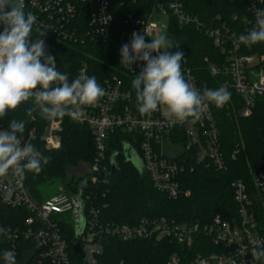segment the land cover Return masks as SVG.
Returning <instances> with one entry per match:
<instances>
[{
    "label": "built area",
    "instance_id": "obj_1",
    "mask_svg": "<svg viewBox=\"0 0 264 264\" xmlns=\"http://www.w3.org/2000/svg\"><path fill=\"white\" fill-rule=\"evenodd\" d=\"M137 1L24 0V3L25 12H31L37 18L34 25L36 29L53 31L63 41L73 43L83 38L90 41L113 38L121 47L131 40L133 32L141 35L144 32L146 41H149L162 32L166 36L168 34L165 31L166 24L160 27L151 21L152 17L155 14L165 19L171 17L180 26H193L211 38L216 47L223 50L227 47V63L221 69L210 68V72L213 76L221 72L228 78V81L218 87H225L241 100L239 118L251 115L257 99L264 101V56L240 55L242 44L234 42L230 31L224 26L205 29L197 18L185 12L182 0H152L153 7L148 14L138 18L133 13H125L124 28L114 29L116 24L112 11L127 4L134 5ZM249 2L254 27L261 0ZM80 6L90 9L85 37L76 34L78 30L74 25L77 8ZM243 22L248 25L250 23L246 18H243ZM167 38L173 48L170 38ZM45 51L48 55L49 48L46 44ZM171 52H175L174 48ZM254 60H257L256 64ZM183 63L184 60L182 65ZM143 66L142 61H136L129 69L120 65L117 73H112L99 83L106 91L103 98L94 105L84 106L83 115L78 120L64 116L74 124L87 126L94 139L95 156L92 163L80 166L84 172H76L80 173V176H75L76 179L83 177L75 185L79 193L87 184L95 185L102 175H106L111 158L116 161L117 153L109 159L105 157V140L114 131L121 132L125 137L120 156L124 147L129 148L131 159L138 161L137 167L148 176L152 189L169 200L179 197L182 176L192 173L196 167L211 168L215 172L226 170L210 103L195 123L190 120L174 122L167 118L164 109H158L150 116H143L138 112L132 80L123 77L135 78ZM181 68L185 78L199 92L202 93L207 88L188 69L183 66ZM81 71L86 73V67L83 66L79 73ZM29 102L32 103L31 100ZM45 121L39 141L36 130L32 128L27 134L20 135L21 143L30 142L35 148L37 144H41L46 151L59 149L62 118ZM7 128L0 119V130ZM236 153L232 155V159ZM250 175L254 192H250L241 180L231 185L235 214L215 215L194 223H177L163 217L140 219L132 225L102 223L98 209L90 203L87 206L89 198L82 199L79 196L77 200L81 213L77 217L79 222L76 227L71 196L61 193L37 203L26 190L24 178L10 174L0 180V189L4 185L20 186L15 189L10 200H6L0 190V204L9 210H24L28 217L20 220L15 227L0 224V243L9 245L15 254L26 243H30L37 251L38 258L48 264H69V249L73 247L82 251L85 264H98L103 255L100 242L103 237H112L122 242L169 240L182 249L196 248L200 252L193 257L187 254L171 255L166 264H260V259L254 258L252 252L254 248L257 251L264 250V171L255 169ZM82 181L83 184L80 185ZM84 209L86 214H83ZM71 215L73 221L66 222L65 219ZM62 223L72 226V236L64 232Z\"/></svg>",
    "mask_w": 264,
    "mask_h": 264
},
{
    "label": "trees",
    "instance_id": "obj_2",
    "mask_svg": "<svg viewBox=\"0 0 264 264\" xmlns=\"http://www.w3.org/2000/svg\"><path fill=\"white\" fill-rule=\"evenodd\" d=\"M182 3L185 12L197 18L205 29H219L224 26L231 34L236 33L238 36L253 28L249 0H182ZM152 7V0H138L134 5L127 4L118 10L115 9L112 11L116 24L114 29L124 28L125 13H133L142 18ZM259 8L264 10V0H261ZM77 9L74 22L75 29L78 30L76 34L85 37L88 32L86 30L90 9L83 6ZM243 18L250 21L249 25L243 22ZM165 31L175 52L184 53L183 68L188 69L199 83L205 84L209 89H216L218 85L228 81L221 72L215 76L210 72V68L221 69L227 63L226 46L225 50L216 47L211 38L193 26H180L171 17L166 19ZM41 32L46 36H40ZM41 38H44L49 48L48 55L55 57L58 70L66 72L70 81L78 75L83 66L86 67L88 76L96 77L98 84L120 70L121 47L113 38L106 41H90L83 38L73 43L63 41L53 31L33 27L31 39ZM240 55L264 56V42L250 48L242 44ZM123 78L132 81L134 79L126 76ZM132 90L135 93L133 87ZM241 105V100L232 93L223 108H217L210 103L226 170L215 172L211 168L196 167L192 173H185L180 183L181 194L176 200H169L154 191L145 173L133 164L125 163L119 154L125 137L119 131L109 133L105 140V157L109 159L117 153L115 157L119 169L111 173L109 166L106 175H102L95 185L87 184L79 193L75 185L83 177L76 179L74 172L80 169V166L92 163L95 156L94 139L87 126L74 124L68 117L62 118L59 149L46 151L41 144L36 145L41 156L49 158V163L42 165V171L38 173H27L24 186L29 195L40 203L49 197L43 196L39 188L59 183L62 193L72 198L88 197L87 206L92 204L98 209L102 223L132 225L140 219L161 217L173 219L177 223H194L208 220L215 215L235 214L232 183L241 180L250 192H254L250 172L255 169L264 171V101L256 100L248 118L238 117ZM30 106H33L31 102H25L1 120L6 127L13 119L25 120V131L21 135L34 128L39 141L46 119L42 118L38 111L32 118L27 117L26 111ZM235 152L237 153L232 159ZM83 214H86L85 209ZM26 217V211L9 210L0 204V224L15 227ZM61 226L68 236H72L73 228L70 224L62 223ZM100 242L103 255L98 264H166L168 258L174 254L193 257L200 253L196 248L182 249L169 240L122 242L112 237H103ZM5 249L10 250V246L0 243V253ZM22 260L25 261L24 264H48L38 258L37 251L30 243H26L16 253V263ZM69 264H85L80 249H69ZM260 264H264V257L260 258Z\"/></svg>",
    "mask_w": 264,
    "mask_h": 264
},
{
    "label": "clouds",
    "instance_id": "obj_3",
    "mask_svg": "<svg viewBox=\"0 0 264 264\" xmlns=\"http://www.w3.org/2000/svg\"><path fill=\"white\" fill-rule=\"evenodd\" d=\"M36 20L31 12H25L24 0H0V119L31 100L33 106L26 111L29 118L38 111L46 120L64 116L78 120L83 107L96 104L106 91L95 76L81 71L70 81L66 72L58 70L55 57L46 55L44 38L31 39ZM40 36L46 34L41 32ZM145 37L144 32H133L131 40L120 49V65L129 69L136 61L144 63L132 81L141 115L150 116L164 109L174 122L195 123L209 103L223 108L229 102L231 93L225 87L205 88L201 93L185 78L181 68L184 53L170 52L166 35L149 41ZM232 38L249 48L264 42V10L257 12L253 28L246 34L233 33ZM25 125V120L13 119L6 130H0V180L10 174L23 179L49 163V158L42 157L32 143H21ZM19 186L4 185L0 190L10 200ZM252 255L260 259L264 251L254 248ZM0 259L3 264H16L13 250L5 249Z\"/></svg>",
    "mask_w": 264,
    "mask_h": 264
},
{
    "label": "rangeland",
    "instance_id": "obj_4",
    "mask_svg": "<svg viewBox=\"0 0 264 264\" xmlns=\"http://www.w3.org/2000/svg\"><path fill=\"white\" fill-rule=\"evenodd\" d=\"M152 22H155L156 24H158L160 27H163L165 26L166 24V19L158 14H155L152 19H151ZM164 31V30H162ZM161 34H164V32H162ZM165 35V34H164ZM171 46V45H170ZM173 50L172 46H171V49H169V51L171 52ZM49 54V53H48ZM257 63V60H254V64ZM132 164L133 166L137 167L138 165V161L136 159H133L132 160ZM139 170V168H138ZM84 172V170L82 169H78L77 171H75L74 173L76 172ZM73 173V174H74ZM76 177L80 176V173H76L75 174ZM76 181V180H75ZM83 184V181L80 182V185ZM39 191L40 193L45 196V197H52L53 195H56V194H61L62 193V189H61V186H59V183H54V184H51V185H45V186H42L39 188ZM66 222L68 221H73L72 219V215L67 217V219H65ZM25 261H20V262H17L16 264H24ZM0 264H3V261L2 259H0Z\"/></svg>",
    "mask_w": 264,
    "mask_h": 264
},
{
    "label": "water",
    "instance_id": "obj_5",
    "mask_svg": "<svg viewBox=\"0 0 264 264\" xmlns=\"http://www.w3.org/2000/svg\"><path fill=\"white\" fill-rule=\"evenodd\" d=\"M130 149L127 147L123 148V151L121 153V157L124 159L125 163H131L132 164V159H131V155H130ZM119 169V163L117 161H115L113 158L110 159V170L111 173L114 171H117ZM78 196L73 197L72 200L74 202V212H73V216L75 218V226L77 227V224L79 222V220L77 219V217L79 216V214L81 213L80 210V205L78 202Z\"/></svg>",
    "mask_w": 264,
    "mask_h": 264
}]
</instances>
